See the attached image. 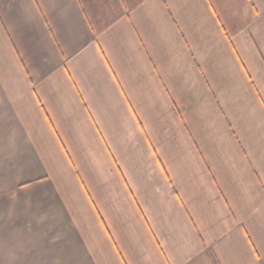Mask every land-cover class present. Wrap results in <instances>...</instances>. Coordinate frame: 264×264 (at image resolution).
<instances>
[{
    "label": "crops",
    "instance_id": "1",
    "mask_svg": "<svg viewBox=\"0 0 264 264\" xmlns=\"http://www.w3.org/2000/svg\"><path fill=\"white\" fill-rule=\"evenodd\" d=\"M0 264H264V0H0Z\"/></svg>",
    "mask_w": 264,
    "mask_h": 264
}]
</instances>
